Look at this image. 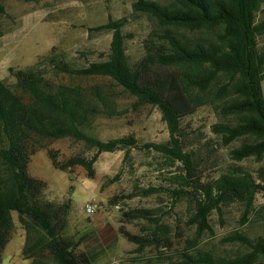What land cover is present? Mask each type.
Instances as JSON below:
<instances>
[{"label": "trees", "instance_id": "1", "mask_svg": "<svg viewBox=\"0 0 264 264\" xmlns=\"http://www.w3.org/2000/svg\"><path fill=\"white\" fill-rule=\"evenodd\" d=\"M0 0V13L4 11ZM264 0H171L169 5L138 0L133 7L153 20L162 36L152 33L145 55L131 65L125 48V20L110 21L96 30L113 32L110 52L80 65L55 49L25 69L10 71L15 83H0V264L1 255L14 229L12 213L25 231L22 255L32 264L49 259L54 264H92L79 242L68 233L71 206L47 199L46 182L29 174L31 157L41 140L75 139L85 142L95 154L91 159L75 157L64 163L55 153L49 157L55 169L68 171L79 165L94 176V164L102 153L136 148L133 137L101 141L89 133L95 115L108 108L107 97L98 86L86 90L58 82L60 75L108 78L136 99L137 108L157 106L170 133L169 145H153L181 161L192 175L190 157L179 145L181 121L202 106H210L221 119L213 126L224 145L241 141L232 158H264V18L258 13ZM202 34L199 39L179 36V31ZM161 38L163 43H157ZM156 69H163L158 73ZM206 199L198 201L194 215L196 237L169 264H264V236L251 238L233 232L222 242L237 245L229 258L196 251L198 239L211 229L209 216L221 205L243 203L244 221L264 194V165L256 176L234 167L214 182L201 187ZM130 219H150L149 211L126 213ZM264 225V207L260 217ZM156 224L159 220H152ZM137 252L146 247L166 248L167 240L156 230L146 236L122 229ZM166 243V244H164Z\"/></svg>", "mask_w": 264, "mask_h": 264}, {"label": "rangeland", "instance_id": "2", "mask_svg": "<svg viewBox=\"0 0 264 264\" xmlns=\"http://www.w3.org/2000/svg\"><path fill=\"white\" fill-rule=\"evenodd\" d=\"M138 0H5L0 13V83H15L11 69H25L48 57L55 49L68 60L86 64L110 52L113 32L96 30L110 21L125 20L122 29L125 48L131 65L145 55V45L152 33L162 36L156 23L134 10ZM169 5L171 0H148ZM258 18H264V5ZM179 36L199 39L202 34L179 31ZM163 43L161 38H155ZM264 47V35L259 38ZM164 73L163 69H156ZM60 83L81 86L86 90L94 86L102 89L108 108L92 119L89 133L101 141L133 137L137 147L106 152L94 164V176L82 166L68 171L54 168L49 153L64 163L75 157L91 159L95 150L85 142L67 138L41 140L40 148L31 157L29 174L47 183V199L71 206L68 233L79 242L92 264H169L197 234L194 223L196 204L206 199L202 186L211 184L234 167L256 176L264 165V158H248L238 162L232 158L236 141L224 145L213 126L220 122L210 106H202L181 121L182 137L179 145L190 157L192 175L184 164L172 155L160 152L153 145H169L170 133L157 106L137 108L136 99L108 78H84L60 75ZM264 94V81L262 82ZM87 203L96 204L95 214L88 215ZM209 216L211 229L198 239L196 251L229 258L239 250L237 245L222 240L233 232H243L251 238L264 236L260 217L264 207V194L256 196L254 209L244 221L245 205L232 203L219 206ZM149 211L150 219H130L126 213ZM14 229L11 240L1 255L2 264H32L22 255L25 231L12 213ZM122 229L131 235L146 236L154 230L167 240V247H146L137 252V245L128 241ZM166 244V243H164ZM43 264H54L43 259Z\"/></svg>", "mask_w": 264, "mask_h": 264}, {"label": "built area", "instance_id": "3", "mask_svg": "<svg viewBox=\"0 0 264 264\" xmlns=\"http://www.w3.org/2000/svg\"><path fill=\"white\" fill-rule=\"evenodd\" d=\"M97 209H98L97 205H96V204H93V203H87V204L85 205V208H84L85 212H86L88 215H93V214H95L96 211H97Z\"/></svg>", "mask_w": 264, "mask_h": 264}]
</instances>
